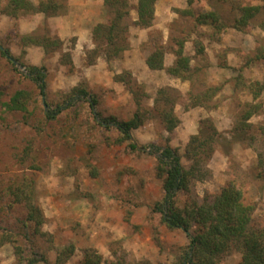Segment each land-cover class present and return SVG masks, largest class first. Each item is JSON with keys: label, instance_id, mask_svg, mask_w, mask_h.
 Instances as JSON below:
<instances>
[{"label": "rangeland", "instance_id": "obj_1", "mask_svg": "<svg viewBox=\"0 0 264 264\" xmlns=\"http://www.w3.org/2000/svg\"><path fill=\"white\" fill-rule=\"evenodd\" d=\"M32 1L38 4L40 0ZM187 1H158L153 26L141 29L135 25L138 0H128L131 5L130 17L126 20L129 24L128 50L110 61L97 58L94 65L86 61V52L96 47L93 41L95 26L108 22L103 0H69L67 15L48 20L36 14L16 21L0 12V46L9 49L19 60V65L12 64L0 53V239L13 233L25 250L24 255L31 256V247L24 244L26 240L22 237L25 233L32 237L23 225L27 208L17 203L12 195L5 196L4 192L9 186L16 188L33 182L46 218L42 227L46 236L33 237L34 250L47 255L52 262L59 251L71 244L76 251L66 264H83V252L89 248L98 251L107 264L119 260L125 264L179 262L190 240L184 231L168 228L162 215L154 210L165 194L164 178L157 170L158 154H153L151 148L146 152L130 150L128 142H118L120 133L115 128L107 130L94 121L97 113L105 118L129 120L136 112V98L124 82L117 80L120 75L127 78L131 75L133 82L143 86L141 97L147 107L155 108L156 102L164 106L161 100L164 95L158 94L161 89L174 91H169L166 98L173 100L171 106L179 125L172 133L168 132L161 117L151 111V118L133 132L140 146H162L169 140L181 154L183 165L189 168L193 162L186 157V152L191 137L199 134L201 120L213 121L218 131L225 135L224 141L212 144L214 151L210 162L200 166L201 172L210 176L196 180L193 193L203 203L205 197L219 195L232 174L245 173L249 177L245 199L255 207L252 226L264 228V165H258V152L249 147L247 141H231L234 120H240L247 103H259L245 88L240 94L235 92L231 79L240 69L250 73L252 79L264 78L262 62L243 66L244 61H256L252 59L257 43L264 48V16L251 23L249 33L226 28L210 38L209 28H200L198 32L179 14V10L188 8ZM195 1L192 8L197 14L211 10L223 13L222 24L241 16L227 5L231 0ZM252 4L261 2L253 1ZM43 29L59 38L64 51L72 54L73 72L60 65L59 54L46 58L41 48L19 45L20 35ZM76 32L81 33L84 48H78L80 37ZM180 42L184 43L190 65L203 67L199 77L203 86L196 85L193 89L190 81L173 76L167 70L149 69L146 60L157 49L165 51L164 65L171 67ZM199 46L203 47V53H197ZM226 63L227 66H223ZM31 66L47 70L46 101L51 107L46 106L37 84L26 77V67ZM81 86L98 100V105L90 109L85 100L77 99L74 106L56 120L48 121L49 108L63 103L73 88ZM205 87L220 90L209 101L217 105L216 109L192 106L191 94L202 93ZM18 91L29 94L26 113L8 111L3 106ZM260 100L264 102V91ZM250 123H264V114L253 115ZM261 151L264 153V149ZM185 202L184 197L179 199L180 205ZM113 224L115 229L110 231ZM241 260V252L232 247L221 255L218 264H240ZM0 264H17L13 244H0Z\"/></svg>", "mask_w": 264, "mask_h": 264}, {"label": "trees", "instance_id": "obj_2", "mask_svg": "<svg viewBox=\"0 0 264 264\" xmlns=\"http://www.w3.org/2000/svg\"><path fill=\"white\" fill-rule=\"evenodd\" d=\"M160 0H138L137 13L138 19L135 21L141 29H148L153 26L156 12V4ZM261 2L259 5H253L252 2ZM69 0H40L35 4L32 0H0V12L16 21L23 16H32L36 14L44 15L48 20L52 17L64 16L68 14ZM188 8L179 10V14L189 20L190 25L194 29L200 31V28H209L211 34H221L226 28L237 29L238 32H250L251 23L264 16V0H231L227 4L235 14L239 11L241 16L237 19L234 17L231 22L222 24L223 13L211 10L209 12L196 13L193 6L195 0H188ZM103 12L108 17L107 23H99L93 29V41L95 49L87 51L86 61L89 65H94L97 58L104 57L107 61L121 57L123 52L128 50L130 43L128 41L129 24L126 20L131 14V5L128 0H103ZM225 14V13H224ZM264 18V17H263ZM262 21V20H261ZM264 23V21H262ZM264 29V25L262 26ZM19 45L25 47H38L43 50L46 58L60 55L59 63L68 71H74V63L72 54L64 51V44L59 38H55L49 30H37L29 34L19 36ZM180 48L174 52L176 61L171 67L166 68L164 65L165 51L157 49L148 57L146 63L151 70H167L173 76L191 82V87L201 85L200 75L203 74V67L194 65L192 67L190 58L184 53V43L180 42ZM203 47L197 48V53H203ZM1 55L10 63L19 60L13 56L9 49L0 46ZM24 54V52H23ZM254 58L256 61H244L243 66L250 64H264V48L258 43L255 50ZM24 67L25 65L22 64ZM223 66H227L223 64ZM28 74L26 77L35 82L40 89L41 96L45 98L46 106L51 107L47 100V70L37 66L26 67ZM237 76L232 78L234 81L233 89L239 93L243 88L247 89V93L252 94L255 101L259 103H247L246 108L241 112L240 120H234V127L231 131L233 143L245 142L249 147L254 148L258 152L259 163L261 167L264 165V123L253 124L250 119L253 115L264 114V102L260 100V96L264 91L263 81L249 82L244 76L242 69L238 70ZM125 75L117 76V80L124 82L131 90L136 98L137 106L132 118L129 120H119L115 117H103L100 113L94 116L97 125L107 130L115 128L119 133V143L128 142L130 150L134 152H146L148 148L152 149L153 154L157 156V170L160 177L164 178L163 189L164 198L158 203L154 210L162 215V221L171 230H182L186 233L190 244L183 255L179 258L177 264H218L221 255L232 247L238 249L242 254L240 264H264V228H254L252 226V216L255 210L253 204L246 201V184L249 180L247 174H232V179L225 184L221 192L217 196L205 197L203 203L199 202L193 193L196 180H205L210 175L201 172L200 166L207 165L210 161L211 153L214 149L212 144L224 141V134L218 131L213 121L203 119L200 121L199 134L192 136L187 145L186 157L193 162L187 168L182 163V156L177 148H173L169 144V140L162 146L154 144L149 147L139 145L134 139L133 132L140 128L150 119L151 111L161 117L165 126V130L173 132L179 125V119L174 113L171 106L173 100L166 94L172 89H161L158 94L164 95V106L150 107L143 103V86L133 82ZM200 80V82H199ZM248 84V85H246ZM82 87V86H81ZM73 88L64 99L63 103H56L53 109L49 108L46 112L48 121L56 120L66 109L74 106L75 100H85L90 109L98 105V100L84 87ZM205 91L190 96L193 101L192 106L216 109L217 105H211L212 101L220 91L218 88L205 87ZM29 94L26 91L16 92L9 102L3 106L8 111L28 112ZM163 107V108H161ZM201 172V173H200ZM205 176V177H204ZM33 182L23 183L14 188L9 186L4 192L5 196L12 195L17 203H23L27 208V216L23 222L26 230L31 232L32 237L27 233L23 234L26 240L25 245L31 247V256H25V250L16 240L13 233L4 235L0 239V244L11 243L15 248L17 264H66L74 255L76 247L71 244L64 247L57 253L55 260L52 262L50 258L43 254L37 253L33 245V237L38 235L46 236L42 231V227L46 222L44 212L35 195ZM184 195V196H183ZM184 197L186 202L179 204V199ZM11 208V207H10ZM31 236V235H30ZM83 264H107L103 257L95 249H86L83 252ZM124 261H117L111 264H125ZM130 264H149V262H135Z\"/></svg>", "mask_w": 264, "mask_h": 264}, {"label": "crops", "instance_id": "obj_3", "mask_svg": "<svg viewBox=\"0 0 264 264\" xmlns=\"http://www.w3.org/2000/svg\"><path fill=\"white\" fill-rule=\"evenodd\" d=\"M91 1V0H90ZM96 2L97 1H100V0H95ZM102 2V1H101ZM102 4V3H101ZM62 18V17H61ZM52 19V18H51ZM22 22L23 21H21V24H22ZM50 23L52 22V21H49ZM32 31H28L27 33H31ZM233 32H234V30H233ZM27 33H25V34H27ZM77 34V35H76ZM76 36H79L80 37V39H79V47L78 48H80V46H81V48L83 47L84 48V45H83V43H82V41H81V33H78V32H76ZM258 44V43H257ZM87 48H89L90 47V45L88 44L87 46H86ZM261 64V63H260ZM255 65V64H254ZM259 65V64H258ZM252 70V69H251ZM250 69H249V71H251ZM244 76L248 79V80H250V81H263V76L262 77H259V78H253L252 79V76H251V74L249 73V75H248V73H244ZM229 78H231V77H229ZM234 90V89H233ZM238 94H240V92L238 93ZM205 114H207V113H205ZM207 115H205L204 117H206ZM211 116H213V115H211ZM217 127L218 128H220L218 125H217ZM113 229H115V226H114V224L112 225V227H111V229H110V231H112Z\"/></svg>", "mask_w": 264, "mask_h": 264}, {"label": "water", "instance_id": "obj_4", "mask_svg": "<svg viewBox=\"0 0 264 264\" xmlns=\"http://www.w3.org/2000/svg\"><path fill=\"white\" fill-rule=\"evenodd\" d=\"M15 65H19L16 61L13 62Z\"/></svg>", "mask_w": 264, "mask_h": 264}]
</instances>
